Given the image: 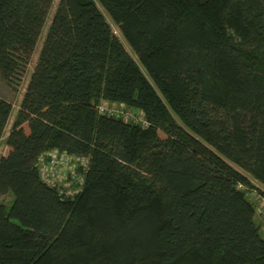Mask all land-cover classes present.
<instances>
[{"label": "trees", "instance_id": "trees-1", "mask_svg": "<svg viewBox=\"0 0 264 264\" xmlns=\"http://www.w3.org/2000/svg\"><path fill=\"white\" fill-rule=\"evenodd\" d=\"M52 2L0 0L8 85ZM5 145L0 264H264L237 189L264 185V0H58ZM53 149L88 159L72 196L39 178Z\"/></svg>", "mask_w": 264, "mask_h": 264}, {"label": "built area", "instance_id": "built-area-1", "mask_svg": "<svg viewBox=\"0 0 264 264\" xmlns=\"http://www.w3.org/2000/svg\"><path fill=\"white\" fill-rule=\"evenodd\" d=\"M110 105L102 102L97 106V110L103 115L119 116L124 121L145 124L142 113L135 114L127 110L123 104ZM35 166L40 180L45 185L59 189V193L72 196L81 188L84 173L88 167V159L53 149L40 154ZM246 179V183L237 184V189L243 192L245 198L251 203L259 223V232L264 239V185L251 177L247 176Z\"/></svg>", "mask_w": 264, "mask_h": 264}, {"label": "rangeland", "instance_id": "rangeland-1", "mask_svg": "<svg viewBox=\"0 0 264 264\" xmlns=\"http://www.w3.org/2000/svg\"><path fill=\"white\" fill-rule=\"evenodd\" d=\"M57 3H58V0H53L51 8L49 10V13L47 15V18L45 20L44 26L41 30L40 36L36 42V46L34 48L33 54H32L30 61L27 65L25 73L22 75V77L19 81V84L14 86V87L10 86L0 76V97L5 99L6 101L10 102L12 105V111H11L9 120L7 122V125L4 129V131H3V135L0 139V156H3L7 153V147L5 145V138L9 133V130H10L12 122L14 120L16 111L19 108L20 102L22 100L23 94H24L26 86L28 84L30 75L34 69L35 64H36L39 51L42 47V42H43L44 37L46 35L47 28L50 24V21L52 19V16H53V13H54V10H55ZM115 32L117 33L116 30H115ZM10 202H11V196L10 195H5L3 197H0V203H3L4 205L7 206Z\"/></svg>", "mask_w": 264, "mask_h": 264}]
</instances>
